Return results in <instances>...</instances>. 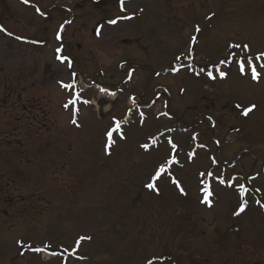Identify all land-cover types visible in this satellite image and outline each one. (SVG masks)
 Listing matches in <instances>:
<instances>
[{"label": "rangeland", "instance_id": "1", "mask_svg": "<svg viewBox=\"0 0 264 264\" xmlns=\"http://www.w3.org/2000/svg\"><path fill=\"white\" fill-rule=\"evenodd\" d=\"M0 28V264H264V0H0Z\"/></svg>", "mask_w": 264, "mask_h": 264}, {"label": "snow or ice", "instance_id": "2", "mask_svg": "<svg viewBox=\"0 0 264 264\" xmlns=\"http://www.w3.org/2000/svg\"><path fill=\"white\" fill-rule=\"evenodd\" d=\"M30 0H24V3H29ZM120 3H121V8L123 10V4H124V0H120ZM37 11H39V9H37ZM116 21H111V23H115ZM63 27V26H61ZM0 31H3L2 28H0ZM197 31H199V27H197ZM59 33H57V39H59ZM196 37H193V40H195ZM230 48H234V49H241L243 52H247L248 51V45H240V44H235V45H229ZM57 53L60 52V49L58 48L57 50ZM261 57H264V53H261L260 55L256 56L255 59L256 60H259ZM58 59H60V57L58 56L57 57ZM177 59H179V57H177ZM236 64L238 65V71L241 73V74H244L245 72H250L251 74V79L252 80H259L261 78V71H258V68H257V65L255 63H253V58L252 57H245L243 59H238L235 61ZM221 64L225 63L224 60L220 61ZM259 68L260 70L264 71V64H261L259 65ZM208 76L210 78L213 77V73L212 71H209L208 72ZM219 76L221 78L225 77L226 76V73L223 72V71H220L219 72ZM65 87H72V85H64ZM65 107H68V105L66 104ZM238 108H241L242 106L241 105H237ZM255 108V105H250V106H247V107H243L242 108V114L244 116H247L251 111H253ZM141 118L143 119V114L141 113ZM115 119V118H113ZM73 123H75V120H73ZM114 130H119V122L116 123V126H115V129H109L105 135L107 136L108 138V145H106V149L112 144L114 143L113 139H112V136H113V131ZM121 138H123V135L121 134ZM153 143H155V139L153 138ZM169 144H171L172 146V149H176L177 145L175 143H173V141L170 139L168 141ZM143 147L147 148L148 145L145 144L143 145ZM172 160L174 161V157L172 158ZM165 165L164 164H161L160 167L156 170V173L155 175L152 176L151 180L152 182L146 184V187L149 188V189H154L155 188V181L161 176L162 173L165 172ZM201 175H205L204 173H202ZM207 175L211 176L212 173H207ZM174 183H177V186L179 187V183L178 181H175L173 180ZM221 183H224V180L221 179L220 180ZM203 183V181H202ZM181 191H183L181 189ZM202 191L204 192V200L202 202H205V203H209L210 204V201L208 199V197L211 195V192L209 190V188L206 186L205 188L202 189ZM239 191L241 193V197H243L244 193H245V187L244 185H239ZM245 203H241L240 204V208H239V211L236 213V214H239V212H242L245 208ZM81 240L82 239H85V237H81L80 238ZM77 244L80 243V240H77L76 241ZM35 251L39 252V251H42L43 249H40V248H36L34 249ZM149 264H151V261H149Z\"/></svg>", "mask_w": 264, "mask_h": 264}, {"label": "flooded vegetation", "instance_id": "3", "mask_svg": "<svg viewBox=\"0 0 264 264\" xmlns=\"http://www.w3.org/2000/svg\"><path fill=\"white\" fill-rule=\"evenodd\" d=\"M5 80H7L9 83L8 84H13V78L12 77H5L3 78V83L5 85ZM17 90V86L15 85L11 90H8L7 93H4L2 96L5 97V96H8V95H12V93L16 92ZM5 91V90H4ZM7 140V139H5ZM10 141V140H7V142Z\"/></svg>", "mask_w": 264, "mask_h": 264}, {"label": "bare ground", "instance_id": "4", "mask_svg": "<svg viewBox=\"0 0 264 264\" xmlns=\"http://www.w3.org/2000/svg\"><path fill=\"white\" fill-rule=\"evenodd\" d=\"M93 104H95V103H93Z\"/></svg>", "mask_w": 264, "mask_h": 264}]
</instances>
